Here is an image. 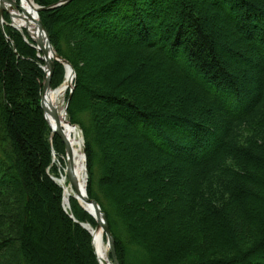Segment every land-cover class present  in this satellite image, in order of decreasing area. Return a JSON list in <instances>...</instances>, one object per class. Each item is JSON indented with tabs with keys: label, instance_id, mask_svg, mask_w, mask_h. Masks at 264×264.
Segmentation results:
<instances>
[{
	"label": "trees",
	"instance_id": "obj_1",
	"mask_svg": "<svg viewBox=\"0 0 264 264\" xmlns=\"http://www.w3.org/2000/svg\"><path fill=\"white\" fill-rule=\"evenodd\" d=\"M38 14L75 71L66 118L118 263L264 264V0H69ZM2 17L0 264H99L80 225L95 219L73 197L65 211L49 176L64 144L40 107L44 62ZM64 77L52 60L50 87Z\"/></svg>",
	"mask_w": 264,
	"mask_h": 264
},
{
	"label": "bare ground",
	"instance_id": "obj_2",
	"mask_svg": "<svg viewBox=\"0 0 264 264\" xmlns=\"http://www.w3.org/2000/svg\"><path fill=\"white\" fill-rule=\"evenodd\" d=\"M0 6L4 8L9 15V25L18 30L24 39H27V36H29V38L33 40L36 48V41L41 40L42 43L45 42L44 34L37 26L36 8L31 0H18V3L16 0H0ZM45 49L47 53L45 57L49 56V58H51L52 50L48 47H45ZM37 50L38 54L41 55L40 50L38 48ZM70 78V74L67 72L62 84L55 89L45 91L42 98L45 108L44 115L51 132L53 133L54 129L59 127L70 147V163L72 165L74 177L76 178L78 194L75 193L68 179V160L65 154L57 156L53 153V162L56 164L57 173L51 172L49 175L62 189V206L64 209H69V199L76 195L80 204L94 217L95 214L92 208L84 201L86 174L82 138L78 127L69 123L63 110L65 92L69 85ZM61 159H63V162L60 161ZM86 227L92 233L93 249L100 264H112L108 256V246L104 240L101 228H95L89 224H86Z\"/></svg>",
	"mask_w": 264,
	"mask_h": 264
},
{
	"label": "water",
	"instance_id": "obj_3",
	"mask_svg": "<svg viewBox=\"0 0 264 264\" xmlns=\"http://www.w3.org/2000/svg\"><path fill=\"white\" fill-rule=\"evenodd\" d=\"M31 1L33 2V4L35 5V8H36L35 9V12H36V16H37V19H36L37 26H38L39 30L41 32H43L44 37H45V42L44 43H42L41 40L36 41L37 48L42 53V55H38V56L44 61V64H45V65L41 66L42 70L45 73V78H44V81H43L42 90H41V98H40V107L42 108V111H43V114H44L45 108L43 106V98H42V95H43V93L45 91L51 89L50 88V85H49V81H50V76H51V73H52V60H56V61H59L60 63H62L64 65L65 69H66V73L69 72L71 78H70V81H69V85L68 86H70L71 83H72V80H73V78L75 76V71H74V69L72 68V66L70 65V63L68 61H66L65 59H63L60 55H58L54 51V49H53V47H52V45L50 43L48 33H47L44 25L40 21V18H39V15H38V11L39 10H42V9L53 8L55 6L64 4V3L68 2L69 0H59L56 3H52V4L46 5V6H40L37 3H35L34 0H31ZM4 11H6V10L0 6V28H1L2 32H3V34L5 35V33L3 31V26H2V21H3L2 20V14H3ZM5 37H6V39H8V37L6 35H5ZM45 47H48V48H50L52 50L51 58H49V56L48 57H45V54H47ZM68 99H69V96H68V98H67V100L65 101V104H64V109L63 110H64L65 113H66V108H67V105H68ZM44 118H45V115H44ZM45 120H46V118H45ZM73 126H75V125L73 124ZM53 133H55L58 137H60L61 141L64 144V151H65L66 158L68 160V164H67L68 179H69L70 185L74 189L75 193L78 194L77 183H76V180H75L76 178L74 177L72 165L70 163V155H71L70 154V147L67 144L66 139L64 138V136L62 134V131H61V129L59 127L55 128ZM83 156H84V167H85V172H86V162H85L86 156H85V152H84V145H83ZM73 197L78 200V198H77L76 195L73 196ZM84 201L87 204L90 205V207L92 208V210H93V212L95 214L94 215V219L96 221L95 228H101V230H102V233H103V235L105 237V240H106V244L108 246V251H109L110 256H111L112 264H119L118 263V260H117V257H116V254H115L114 239H113V236H112V234H111V232L109 230V227H108V225L106 223V218H105V215H104L103 211L101 210L99 204L94 199H91V198H89L87 196L86 190L84 192ZM80 225L83 228H85V229L88 230V228L86 227V224L80 223ZM91 235H92V233H91ZM92 247H93V245H92ZM93 252H94V249H93ZM94 254H95V252H94ZM98 263L100 264L99 261H98Z\"/></svg>",
	"mask_w": 264,
	"mask_h": 264
},
{
	"label": "rangeland",
	"instance_id": "obj_4",
	"mask_svg": "<svg viewBox=\"0 0 264 264\" xmlns=\"http://www.w3.org/2000/svg\"><path fill=\"white\" fill-rule=\"evenodd\" d=\"M2 26H3V23H2ZM41 53V52H40ZM65 68V67H64ZM65 72H66V69H65ZM65 98H66V93H65ZM65 101H66V99H65ZM65 101L63 102V104H65ZM72 124V123H71ZM73 125V124H72ZM78 127V126H77ZM78 129H79V133H80V136H81V138L83 137L82 136V132H81V130H80V128L78 127ZM51 139V138H50ZM82 143H84V141H83V138H82ZM132 155V154H131ZM52 160H53V158H52ZM61 162H63V159H61L60 160ZM53 162V161H52ZM51 164H53V165H55L56 166V164L53 162V163H51ZM57 168V167H56ZM50 178H52L51 176H50ZM86 180H87V176H86ZM103 237H104V235H103ZM104 240H105V237H104ZM105 242H106V240H105ZM109 253V252H108ZM109 256V255H108ZM110 259V258H109ZM111 261V260H110Z\"/></svg>",
	"mask_w": 264,
	"mask_h": 264
}]
</instances>
